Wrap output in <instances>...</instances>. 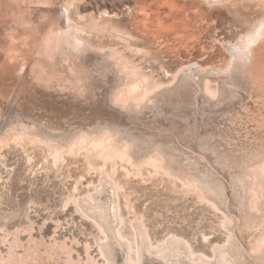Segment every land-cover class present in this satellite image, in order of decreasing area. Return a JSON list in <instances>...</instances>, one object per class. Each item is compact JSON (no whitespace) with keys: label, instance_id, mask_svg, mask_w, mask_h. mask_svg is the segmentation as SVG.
Here are the masks:
<instances>
[{"label":"rangeland","instance_id":"1","mask_svg":"<svg viewBox=\"0 0 264 264\" xmlns=\"http://www.w3.org/2000/svg\"><path fill=\"white\" fill-rule=\"evenodd\" d=\"M263 22L264 0H0V264H108L109 243L264 264V39L239 52Z\"/></svg>","mask_w":264,"mask_h":264},{"label":"bare ground","instance_id":"2","mask_svg":"<svg viewBox=\"0 0 264 264\" xmlns=\"http://www.w3.org/2000/svg\"><path fill=\"white\" fill-rule=\"evenodd\" d=\"M77 27H78V26H77ZM69 30H73V29L69 27ZM69 30H68V31H69ZM76 30H80V29L77 28ZM80 31H82V29H81ZM80 31H78V33H79ZM76 32H77V31H76ZM250 36H251V35H250ZM73 39H74L75 42H76L78 45H80L81 47H82V44H84L83 41H82L81 39H79L78 37H76V35H75V37H73ZM246 39H247V41H245L246 43L244 42L245 47H243V48H241V50H239V52L241 53V55H242V56H245V57L248 55V53H251V54H252V51L250 50V48H251L253 45L255 46V44H256L259 40L264 39V22L261 23L260 25L258 24V28L256 29L255 34H254L253 36H251V37L246 38ZM75 42H74V43H75ZM260 42H261V41H260ZM262 42H263V40H262ZM74 43H72V44H74ZM263 44H264V43H263ZM75 46H76V45H75ZM256 46H257V44H256ZM256 46H255V47H256ZM262 46H263V45H262ZM76 47H77V46H76ZM81 47H77V48H80V49H81ZM263 47H264V46H263ZM253 48H254V47H253ZM247 50H248V51H247ZM262 50H263V49H262ZM81 52H82V51H80V53H81ZM89 52H91V51H87V53H89ZM90 54H91V53H90ZM91 55H92V54H91ZM94 55H95V54H94ZM239 55H240V54H239ZM251 56L254 57V54H252ZM253 57H252V58H253ZM243 58H244V57H243ZM243 58H241V59H243ZM239 59H240V58H239ZM243 60H244V59H243ZM256 60H257V59H256ZM241 61H242V60H241ZM213 73H214V72H213ZM186 75H188V74H186ZM189 75H191V74H189ZM189 75H188V77H189ZM216 75H217V74H216ZM192 76H193V75H192ZM94 77H95V76H94ZM185 78H186V77H185ZM190 78H191V77H190ZM184 80H185V79H183V81H184ZM183 83H186V82H183ZM190 84H191V83H190ZM196 84H197V82H196ZM204 84H205V83H204ZM186 85H187V84H186ZM189 87H190V86H189ZM204 88H205V87H204ZM223 88H224V87H223ZM182 89H183V87H182ZM136 90H139V87H138V86H137L133 91L135 92ZM200 90H201V89H200ZM223 90H224V89H223ZM181 91H182V90H181ZM181 91H180V92H181ZM198 91H199V90H198ZM202 92H203V91H202ZM197 93H198V92H197ZM131 94H132V93H131ZM133 94H135V93H133ZM174 94H175V93H174ZM203 95H205V94H203ZM143 96H144V95H143ZM144 97H145V96H144ZM144 97H143V98H144ZM205 97H206V96H205ZM200 98H201V97H200ZM202 102H203V101H202ZM184 103H185V102H184ZM198 104H199V103H198ZM10 105H11V104H10ZM196 107H197V106H196ZM192 108H193V107H192ZM185 109H186V108H185ZM12 114H13V113H12ZM20 116H21V115H20ZM26 120H28V119H26ZM2 122H3V121H2ZM14 124H15V123H14ZM5 125H6V124H5ZM17 125H18V124H17ZM1 127H2V126H1ZM3 127H4V126H3ZM18 127H19V126H18ZM210 128H211V127H210ZM1 131H2V130H1ZM5 131H6V130H5ZM124 131H125V130H124ZM21 133H22V132H21ZM41 135H42V134H41ZM1 136H2V135H1ZM4 136H5V135H4ZM129 138H130V137H129ZM146 138H147V137H146ZM43 139H44V138H43ZM124 139H125V138H124ZM130 139H131V138H130ZM105 142H107V141H105ZM109 142H110V140H109ZM101 143H102V142H101ZM107 143H108V142H107ZM169 143H170V142H169ZM112 144H113V143H112ZM112 144H111L110 146H112ZM99 145H100V144H99ZM105 145H106V144H105ZM114 145H115V144H114ZM118 146H119V145H118ZM100 147H101V146H100ZM108 147H109V145H108ZM103 148L107 149L106 147H104V143H103ZM105 149H104V150H105ZM109 149H110V148H109ZM140 150H141V149H140ZM99 151H100V150H99ZM117 151H118V150H117ZM126 151H127V150H126ZM126 151H125V152H126ZM108 152H109V151H108ZM119 152L121 153V151H119ZM122 152H123V151H122ZM101 153L103 154V150L101 151ZM104 153L107 154L106 151H105ZM115 153H116V152H115ZM120 153H119V154H120ZM180 153H181V152H180ZM124 154H125V153H124ZM107 155H110V154H107ZM111 155H112V154H111ZM117 155H118V154H117ZM122 155H123V153L120 154V156H122ZM127 155H128V154H127ZM127 155L125 154V155H124V158H125ZM103 156H105V155H103ZM113 156H114V155H113ZM130 156H131V155H130ZM109 157H110V156H109ZM109 157H108V158H109ZM116 157H117V156H116ZM127 157H128V156H127ZM127 157H126V159H127ZM110 158H113V157H110ZM110 158H109V159H110ZM128 158H129V157H128ZM126 159H125V160H126ZM146 159H147V158H146ZM106 160H107V158H106ZM106 160H105V161H106ZM115 160H116V159H115ZM119 160H120V159H119ZM123 160H124V159H123ZM123 160H121V161H123ZM110 161H111V160H110ZM129 161H130V160H129ZM107 162H108V161H107ZM130 162H131V161H130ZM105 163H106V162H105ZM252 168L254 169V171L252 172V173H253V175H252V176H253V181L251 182V183H252V184H251L252 190H250V192H251V191H254L252 194L254 195V193H255V195L253 196V199H254V201H255L256 197L258 196L257 191H259V190L261 189V187L264 186V184L262 185V182L264 181V161L261 162V163L258 165L257 168H256L255 166H254V167L252 166ZM252 168H251V169H252ZM205 182H206V181H205ZM243 182H244V181H243ZM245 183H246V182H245ZM207 184H208V183H207ZM241 184H242V183H241ZM205 185H206V184H205ZM214 185H216V184H214ZM242 185H243V184H242ZM242 185H240V187H241ZM244 185H245V184H244ZM247 185H248V183H247ZM247 185H246V186H247ZM249 185H250V184H249ZM207 186H208V185H207ZM204 188H205V186H204ZM208 188H210V187H208ZM245 188H246V187H245ZM210 190H211V189H210ZM245 191H248V190H245ZM243 193H244V192H243ZM247 193H248V192H247ZM247 193H246V194H247ZM260 193H261V192H260ZM260 193H259V194H260ZM112 194H113V193H112ZM244 195H245V194H244ZM255 196H256V197H255ZM261 196H262V195H261ZM250 197H251V196H250ZM250 197H249V198H250ZM96 199H98V198H96ZM258 199H259V198L257 197V201H258ZM263 199H264V197H263ZM102 200H103V199H101V201H102ZM249 200H251V199H249ZM249 200H248V201H249ZM259 200H260V199H259ZM96 201H97V200H96ZM245 201H246V199H244V202H245ZM99 202H100V201H99ZM99 202H98V203H99ZM252 202H253V200H252ZM100 203H102V202H100ZM103 203H104V202H103ZM106 203H107V202H106ZM249 203H250V201H249ZM255 203H257V202H255ZM112 204L114 205V203H112ZM246 204H247V203H246ZM261 204H262V203H261ZM97 205H98V204H97ZM109 205H110V204H108V207H109ZM113 205H111V207H112ZM250 205H251V204H250ZM253 205H254V204H253ZM253 205H252V206H253ZM101 206H102V205H101ZM103 206H105V205H103ZM103 206H102V209L104 208ZM245 206H246V205H245ZM97 207H98V206H97ZM99 207H100V205H99ZM113 207H114V206H113ZM248 207H249V206H248ZM84 208H85V207H84ZM251 208H252V207H251ZM94 209H95V207H94ZM99 209H100V208H99ZM104 209H106V207H105ZM115 209H116V208H115ZM247 209H248V208H247ZM254 209H255V207H254ZM91 210H93V209H91ZM96 210H97V209H96ZM249 210H251V209H249ZM113 211H114V210H113ZM117 211H118V209H117ZM92 212H93V211H92ZM94 212H95V211H94ZM102 212H103V211H102ZM105 212H106V211H105ZM105 212H103L102 214L105 215ZM96 213H97V211H96ZM100 213H101V212H100ZM117 213H119V212H117ZM93 214H94V213H93ZM93 214H92V215H93ZM102 214H99V216L102 215ZM109 214H112V213L109 212ZM109 214H108V215H109ZM115 214H116V213H115ZM96 215L98 216V213H97ZM96 215H95V216H96ZM104 215H103L104 218H103V217H100V219L103 218V223H102V224L105 223V222H104V221H105V220H104L105 218H107V219L109 218V217H106V216H104ZM117 215H118V214H117ZM117 215H115V216H116L115 219H116V220H119V218H117ZM109 216H110V215H109ZM113 216H114V215H113ZM111 217H112V215H111ZM111 217H110V219H111ZM112 218H114V217H112ZM107 219H106V220H107ZM262 219H263V217H262ZM95 220H96V219H95ZM111 220H112V219H111ZM111 220H110V221H111ZM113 220H114V219H113ZM113 220H112V221H113ZM116 220H114V221L116 222ZM101 221H102V220H101ZM101 221L99 220L100 224H101ZM114 221H113V223H114ZM119 221H120V220H119ZM107 222H109V221L107 220ZM116 223H117V224H121V223H118V221H117ZM255 224H256V223H255ZM260 224H261V223H260ZM112 225H114V224H112ZM139 225H140V224H139ZM252 225H253V224H252ZM115 226H116V225H115ZM118 226H119V225H118ZM140 226H141V225H140ZM255 226H256V225H255ZM263 226H264V225H263ZM250 227H251V226H250ZM261 227H262V226H261ZM261 227H260V228H261ZM103 228H104V227H103ZM114 228H115V227H114ZM114 228H113V229H114ZM117 228H118V227H117ZM109 229H112V228L109 227ZM136 229H142V228H141V227H138V228H136ZM246 229H248V228H246ZM142 230H143V229H142ZM252 230H253V228H252ZM107 231H108V230H107ZM109 231H110V230H109ZM113 231H115V229H114ZM139 231H140V230H139ZM139 231H138V233H139ZM246 231H247V230H246ZM248 231H250V230H248ZM248 231H247V233H248ZM257 231H258V230H257ZM262 231H264V229H263ZM140 232H141V231H140ZM142 232H143V231H142ZM250 232H251V231H250ZM259 232H260V231H259ZM106 233H107V232H106ZM112 233H113V232H112ZM112 233H111V234H112ZM138 233H137V234H138ZM144 233L146 234V231H144ZM115 234H116V233H115ZM139 234H140L141 236L143 235V234H141V233H139ZM236 234H237V233H236ZM136 236H137V235H136ZM252 236H253V235H252ZM255 236H256V235H255ZM107 237H109L108 234H107ZM118 237H119V235H118ZM239 237H240V236H239ZM109 238H110V237H109ZM116 238H117V237H116ZM137 238H138V237H137ZM139 239H140V238H139ZM139 239H138L137 241H139ZM141 239H142V238H141ZM108 240H109V239H107V242L110 241V240H109V241H108ZM114 240L116 241L115 237H114ZM252 240H253V239H252ZM252 240H251V241H252ZM118 241H119V239H118ZM118 241H117V242H118ZM137 241H136V242H137ZM144 241H145V240H144ZM257 241H258V247H257V248H258L259 250L263 249V248H264V233H263V232L261 233V236H259V237L257 238L256 242L254 241L253 246H252V244H251V246L253 247V250L256 249L255 246H256ZM110 242H111V241H110ZM113 242H114V241H113ZM120 242L122 243V241H120ZM242 242H243V241H242ZM123 243H124V242H123ZM145 243H146V242H145ZM237 243H239V242H237ZM243 243H244V242H243ZM252 243H253V242H252ZM110 244H111V243H109V244H107L105 247H103V252H104V253H103V252H102V253H103V255H104V254L106 255V257H107V259H108V264H117L115 258H116V256L119 257V255L117 254L116 256H114V253H115L116 250H118L119 248L117 249V248L115 247L116 250H115V252H114L113 249H112V248H114V247H112ZM114 244H115V243H114ZM125 244H126V242H125ZM136 244H138V246H139V243H136ZM246 244H247V243H246ZM118 245H119V244H118ZM146 245H147V244H146ZM235 245H236V244H235ZM128 246H129V245H128ZM128 246H125V247H128ZM136 246H137V245H136ZM136 246H135V247H136ZM185 246H187V245H185ZM232 246H233V245H232ZM183 247H184V246H183ZM242 247H243V246H242ZM137 248H138V247H137ZM139 248H141V246H139ZM139 248H138V249H139ZM146 248H147V247H146ZM146 248H145V249H146ZM172 248H173V246H172ZM174 248H176V247H174ZM180 248H181V247H180ZM188 248H189V247H188ZM231 248H232V247H231ZM120 249H121V248H120ZM147 249H148V248H147ZM165 249H166V248H165ZM169 249H170V248H169ZM181 249H182V248H181ZM183 249H184V248H183ZM238 249H239V248H238ZM238 249H237V250H238ZM126 250H127V248H126ZM139 250H140V249H139ZM139 250H138V251H139ZM142 250H143V249H142ZM172 250H173V249H172ZM177 250H178V249H177ZM235 250H236V248H235ZM241 250H242V249H241ZM249 250H250V249H249ZM101 251H102V250H101ZM118 251H119V250H118ZM128 251H129V250H128ZM147 251H148V250H147ZM147 251H146V252H147ZM162 251H163V250H162ZM164 251H165V250H164ZM173 251H175V250H173ZM180 251H181V250H180ZM182 251H183V250H182ZM239 251H240V250H239ZM245 251H246V250H245ZM245 251H244V253H242V252H240V253H242L243 256H244ZM113 252H114V253H113ZM121 252H122V251H121ZM140 252H141V251H140ZM148 252H149V251H148ZM165 252H166V251H165ZM168 252H169V251H168ZM189 252H190V251H189ZM189 252H188V253H189ZM263 252H264V251H263ZM117 253H118V252H117ZM123 253H124V252H123ZM123 253H122V254H123ZM125 253H126V252H125ZM125 253H124V254H125ZM127 253H128V252H127ZM142 253H143V251H142ZM166 253H167V252H166ZM170 253H171V251H170ZM170 253H169V254H170ZM181 253H182V252H181ZM138 254H139V252H138ZM138 254H137V255H138ZM148 254H151V253L149 252ZM156 254H157V253H156ZM160 254H161L160 256H162V253H160ZM163 254H164V252H163ZM179 254H180V252H179ZM183 254H184V256H185V253H183ZM183 254H181V255H183ZM190 254H191V253H190ZM220 254H221V253H220ZM224 254H225V253H224ZM126 255H127V254H126ZM176 255H177V254H176ZM181 255H180V258H182ZM120 256H121V255H120ZM128 256H129V253H128ZM151 256L153 257L154 255H151ZM151 256H150V257H151ZM160 256H159V257H160ZM167 256H168V255H167ZM187 256H188V255H187ZM260 256H261V255H260ZM114 257H115V258H114ZM121 257H122V256H121ZM121 257H120V260H121ZM140 257H141V256H139V258H140ZM154 257H155V256H154ZM192 257H193V255H192ZM241 257H242V256H241ZM248 257H249V256H248ZM258 257H259V256H258ZM263 257H264V256H263ZM145 258H146V256H145ZM156 258L158 259V255H157V257H155V259H156ZM161 258H162V257H161ZM164 258H165V257H164ZM164 258H162V261H163ZM166 258H167V257H166ZM173 258H174V256L172 257V259H173ZM176 258L178 259L179 257L177 256ZM176 258H175V259H176ZM186 258H187V257H186ZM190 258H191V257H190ZM259 258H261V257H259ZM118 259H119V258H118ZM122 259H123V258H122ZM124 259H125V258H124ZM140 259H141V261L139 262L140 264H148L146 261L142 260V259H143L142 257H141ZM168 259H170V257H169ZM168 259H167V261H166L165 259H164V260H165L166 262L174 261V260H170V261H168ZM240 259H241V258H240ZM247 259H248V258H247ZM127 260H128V259H127ZM129 260H130V259H129ZM146 260L148 261V259H146ZM182 260H183V258H182ZM253 260H254V259H253ZM253 260H252V261H253ZM263 260H264V258H263ZM106 261H107V260H106ZM117 261H118V260H117ZM124 261H126V260H124ZM131 261H133V260H131ZM131 261H130V262H131ZM149 261H150V260H149ZM175 261H176V260H175ZM183 261H184V260H183ZM190 261H191V260H190ZM203 261H204V260H203ZM177 262H178V261H177ZM185 262L188 263L189 261H188V262L185 261ZM185 262H183V263L185 264ZM199 262H201V261H199ZM253 262H254V261H253ZM87 263H88V261H87ZM120 263H123L122 260H121ZM127 263H128V262L126 261L125 264H127ZM173 263H174V262H173ZM180 263H181V262H180ZM193 263H194V262H193ZM203 263H204V262H203ZM247 263H248V262H247ZM84 264H86V263H84ZM88 264H89V263H88ZM118 264H119V263H118ZM137 264H138V263H137ZM151 264H152V263H151ZM154 264H155V262H154ZM165 264H166V263H165ZM167 264H168V263H167ZM170 264H171V263H170ZM176 264H177V263H176ZM181 264H182V263H181ZM189 264H190V262H189Z\"/></svg>","mask_w":264,"mask_h":264}]
</instances>
